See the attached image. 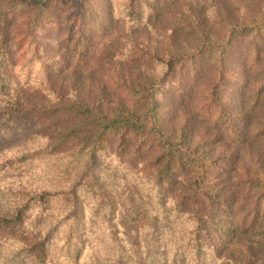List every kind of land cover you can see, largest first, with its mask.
Returning a JSON list of instances; mask_svg holds the SVG:
<instances>
[{
    "label": "trees",
    "instance_id": "16d2710c",
    "mask_svg": "<svg viewBox=\"0 0 264 264\" xmlns=\"http://www.w3.org/2000/svg\"><path fill=\"white\" fill-rule=\"evenodd\" d=\"M0 264H264L257 0H0Z\"/></svg>",
    "mask_w": 264,
    "mask_h": 264
},
{
    "label": "rangeland",
    "instance_id": "374dc122",
    "mask_svg": "<svg viewBox=\"0 0 264 264\" xmlns=\"http://www.w3.org/2000/svg\"><path fill=\"white\" fill-rule=\"evenodd\" d=\"M258 3L262 6V8L264 9V0H257ZM88 82H89V79L86 78L85 82H84V86L85 87H88ZM121 224V222H120ZM137 221L135 220L134 217L132 218H129L125 221V227L127 228L128 232H129V235L132 239H135L137 237V233H138V227H137ZM134 245H138V240H135L134 241Z\"/></svg>",
    "mask_w": 264,
    "mask_h": 264
}]
</instances>
